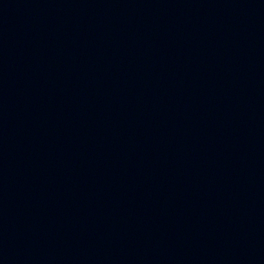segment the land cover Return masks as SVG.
<instances>
[{"label": "water", "instance_id": "water-1", "mask_svg": "<svg viewBox=\"0 0 264 264\" xmlns=\"http://www.w3.org/2000/svg\"><path fill=\"white\" fill-rule=\"evenodd\" d=\"M0 181L123 264H264V0H0Z\"/></svg>", "mask_w": 264, "mask_h": 264}]
</instances>
